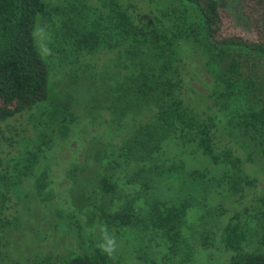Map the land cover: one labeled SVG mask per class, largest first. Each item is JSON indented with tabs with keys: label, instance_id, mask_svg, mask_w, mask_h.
<instances>
[{
	"label": "trees",
	"instance_id": "16d2710c",
	"mask_svg": "<svg viewBox=\"0 0 264 264\" xmlns=\"http://www.w3.org/2000/svg\"><path fill=\"white\" fill-rule=\"evenodd\" d=\"M47 8L43 0H0V123L50 102V65L37 47L35 32L41 18L60 17V46L51 49L54 64L76 65L82 55L118 51L136 69L122 83L103 89L105 109L116 121L130 111L155 110L149 123L140 125L122 146L119 157L144 163L132 180L144 193H153L144 208L134 196L119 193L115 172L120 165L109 161L97 177L98 194L110 203L100 200L96 206L100 221L108 229L149 234L151 241L166 247L167 257H179L178 264H185L192 260L195 238L186 234L188 214L201 212L204 227L194 236L202 249H209L214 235L209 225L218 228L228 212L221 196L226 194L239 199L220 230V245L230 253L227 264H264V197L239 210L257 180L247 175L244 161L230 146H218L214 120L186 104L174 66L181 43L204 52L215 82L209 109L221 113L225 128L236 132V144L246 150L249 161L257 153L264 161V0H173L161 19L141 24L117 0H104L100 7L76 0L66 8ZM68 109L62 112V124L72 121ZM53 116V111L43 112L31 123L46 127ZM43 131L25 139L21 156L0 172V231L9 227L4 211L11 194L25 196L23 180L32 177L52 149L53 137ZM170 146L182 154L188 151L191 162L202 158V165L210 168L193 169L186 158L169 157L165 147ZM171 174L178 176L177 186L164 181ZM165 184L172 186L173 197L157 192ZM212 194L221 197L214 206L209 203ZM89 249L62 258L61 264H120L95 246Z\"/></svg>",
	"mask_w": 264,
	"mask_h": 264
},
{
	"label": "rangeland",
	"instance_id": "374dc122",
	"mask_svg": "<svg viewBox=\"0 0 264 264\" xmlns=\"http://www.w3.org/2000/svg\"><path fill=\"white\" fill-rule=\"evenodd\" d=\"M43 1L48 10L55 7L66 8L76 0ZM117 1L138 24L161 19L162 11L173 2ZM84 2L91 7H100L104 0ZM59 19L60 17L41 18L35 32L37 47L50 65V102L0 123V136H3L0 144L3 167H0V172L21 156L25 139L34 138L37 130L43 129V132L53 137L52 149L40 160L32 177L24 179L21 184L25 196L17 199L15 194H11L6 204L4 218L9 222V227L0 231V264H61L62 258L91 252V246L107 252L120 264H178L179 257H167L166 247L159 240L151 241L149 234L142 236L132 231L108 229L99 219L96 206L101 198L98 194L97 177L109 161H116L120 165L115 172L118 192L134 196L141 208L146 207L145 200L153 190L144 193L139 184L132 180L144 163L137 162L136 159L123 161L119 157L122 146L134 137L140 125L149 123L155 110L147 108L139 112L130 111L116 121L105 109L108 104L105 102L106 94L103 89L107 91L109 85L122 83L136 69L118 51L102 50L82 55L76 60V65L54 64L51 49L60 46ZM206 64L207 58L203 51L196 50L191 43H181L174 66L178 68L181 93L186 104L200 113L202 118L210 117L214 120L218 146H230L244 161L247 175L257 180L241 201L239 210H242L264 197V161L259 153L253 161H249L246 150L240 151L236 144V132L225 128L220 121L221 113L220 115L217 110L209 109L211 102L208 97L215 82ZM66 106L69 107L68 114L72 121L62 124V112ZM48 111L55 114L48 126L35 128L31 121ZM165 148L169 157L186 158L193 169L210 168L202 165V158L191 162L188 151L182 154L172 146ZM102 155L106 157L103 160ZM148 165L149 163L146 166ZM210 171L217 174L214 169ZM41 176L44 179L41 180ZM141 176L142 181L146 180L145 175ZM165 177L164 181L177 186L176 174ZM167 186H159L157 192L163 191L167 198L173 197L175 192L172 186ZM221 196L222 204L228 212L221 218L222 223L218 228L209 225L210 231L214 232L213 246L209 249H202L198 236H194L196 230L204 227L200 220L201 212L194 209L188 214V225L189 228L192 227V231L188 228L186 234L195 238L191 241L192 260L185 264H227L230 253L220 245V230L238 206L239 199L226 194ZM220 200V196L212 194L209 203L214 206ZM101 202L110 204L103 199Z\"/></svg>",
	"mask_w": 264,
	"mask_h": 264
}]
</instances>
